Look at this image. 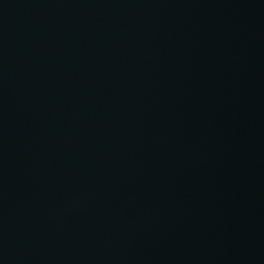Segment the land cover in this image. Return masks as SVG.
Returning a JSON list of instances; mask_svg holds the SVG:
<instances>
[{"label": "water", "instance_id": "obj_1", "mask_svg": "<svg viewBox=\"0 0 264 264\" xmlns=\"http://www.w3.org/2000/svg\"><path fill=\"white\" fill-rule=\"evenodd\" d=\"M0 264H264V0H0Z\"/></svg>", "mask_w": 264, "mask_h": 264}]
</instances>
